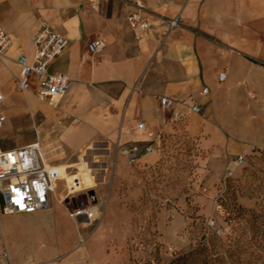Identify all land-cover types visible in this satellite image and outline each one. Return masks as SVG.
Listing matches in <instances>:
<instances>
[{
	"label": "crops",
	"instance_id": "obj_1",
	"mask_svg": "<svg viewBox=\"0 0 264 264\" xmlns=\"http://www.w3.org/2000/svg\"><path fill=\"white\" fill-rule=\"evenodd\" d=\"M139 1L152 12V24L141 36L129 22L132 6L124 0H99L97 8L90 0H0V20L13 34L12 45L0 55L4 100L3 78L15 75L18 87L19 54L23 51L33 59L34 33L43 18L69 38L50 69L68 71L70 87L55 104L46 99L37 107L28 103L26 114L40 119L47 139L39 134V139L24 143L38 140L44 153L55 148L56 156L69 159L96 143L114 145L116 152L119 137L125 144L157 146L165 130L183 121L162 122L159 95L168 94L194 96L200 102L201 111L184 120L204 144L221 154L264 147V0ZM177 14L182 25L169 30L165 19ZM97 37L106 44L92 51L89 42ZM221 71L226 72L224 79L219 77ZM205 85L210 88L207 94L201 92ZM32 90L37 94L36 85L23 91ZM141 120L146 122L143 132L136 127ZM40 123L36 122L37 129ZM126 126H132V132L120 135ZM22 145H0V149ZM109 155L101 152L96 159L107 161ZM157 155L154 150L140 160H154ZM120 158L127 156L118 151L116 164ZM55 164L61 165L64 176L71 165ZM109 167L104 163L102 184ZM77 174L71 175L77 178ZM92 188L100 198L98 188ZM59 201L68 219L52 218L51 203L35 211H0L1 264H110L112 251L103 241L102 229L106 219L121 218L110 215L108 204L90 231Z\"/></svg>",
	"mask_w": 264,
	"mask_h": 264
},
{
	"label": "rangeland",
	"instance_id": "obj_2",
	"mask_svg": "<svg viewBox=\"0 0 264 264\" xmlns=\"http://www.w3.org/2000/svg\"><path fill=\"white\" fill-rule=\"evenodd\" d=\"M15 79L13 74L3 78L7 97L0 102V110L6 115L0 127V145L4 147L39 139V134L47 139L40 119L33 113L26 114L29 102L37 107L44 104L43 100L33 90L19 89ZM187 122L183 120L163 132L154 160L130 163L120 158L116 164L114 145L108 147L106 143H96L71 159L64 154L56 156L55 148L45 153L52 162L71 164L52 192L51 217L68 219L59 198L71 209L88 204L86 188L64 198L66 178L78 173L85 187L98 188L102 200V214L86 224L88 230L101 221L108 204L110 215L121 218L104 220L102 238L112 251L110 264H172L176 256L202 242L209 255H214L215 248L222 249V240L235 233L232 219H243L237 216V204L256 207L264 199V147H252L239 162L237 154H221L204 144ZM101 152L109 153V160L96 159ZM106 162L110 167L107 182L102 184ZM253 167L256 176L248 174ZM217 263L212 257L207 264Z\"/></svg>",
	"mask_w": 264,
	"mask_h": 264
},
{
	"label": "built area",
	"instance_id": "obj_3",
	"mask_svg": "<svg viewBox=\"0 0 264 264\" xmlns=\"http://www.w3.org/2000/svg\"><path fill=\"white\" fill-rule=\"evenodd\" d=\"M132 7L128 18L137 35L141 36L152 24V12L139 0H124ZM91 6L97 8L99 0H90ZM169 30L182 25L180 14L168 16L165 19ZM13 43V34L9 32L0 20V55L5 54ZM35 54L32 60L28 59L25 52L19 54L21 74L18 88L31 89L37 86V95L55 103L68 90L71 84V76L68 71H53L50 69L52 62L63 53L69 44L67 35L55 28L47 19L43 18L34 33ZM106 42L100 38H94L89 42L92 51H99ZM226 76L225 71L219 74L220 79ZM209 86L205 85L201 92L207 94ZM5 95L0 89V102ZM159 110L163 123L180 122L188 115L199 113L201 104L194 96L186 98H174L168 94L159 95ZM5 115L0 110V127L4 125ZM136 127L143 132L146 122H137ZM132 126L121 127L120 135L124 131L131 133ZM157 146L152 142H133L125 144L119 137L116 145V153L120 151L127 156L130 163H137L142 156L156 150ZM246 153H239L237 160L244 161ZM61 165H57L47 159L42 150L40 141H32L19 147L0 149V211L18 212L35 211L49 207L51 193L55 189L58 179L64 178ZM67 180V193L64 198L72 193L86 188L87 205H77L71 209V215L81 224H92L102 214V200L91 192L92 187H85L81 177L70 176ZM214 224V221L211 220ZM81 235L80 241H85ZM7 264H13L8 262Z\"/></svg>",
	"mask_w": 264,
	"mask_h": 264
},
{
	"label": "trees",
	"instance_id": "obj_4",
	"mask_svg": "<svg viewBox=\"0 0 264 264\" xmlns=\"http://www.w3.org/2000/svg\"><path fill=\"white\" fill-rule=\"evenodd\" d=\"M261 152L264 155V150ZM256 172L253 167L248 174L256 176ZM236 208L237 216L243 219H232L235 222V233L229 235L227 240H222V249L215 248L214 255L210 256L208 247L202 242L176 256L172 264H207L212 257L217 264H264V199L256 207H246L238 203ZM205 238L206 236L203 237Z\"/></svg>",
	"mask_w": 264,
	"mask_h": 264
},
{
	"label": "water",
	"instance_id": "obj_5",
	"mask_svg": "<svg viewBox=\"0 0 264 264\" xmlns=\"http://www.w3.org/2000/svg\"><path fill=\"white\" fill-rule=\"evenodd\" d=\"M91 192L94 193V189H91Z\"/></svg>",
	"mask_w": 264,
	"mask_h": 264
},
{
	"label": "bare ground",
	"instance_id": "obj_6",
	"mask_svg": "<svg viewBox=\"0 0 264 264\" xmlns=\"http://www.w3.org/2000/svg\"><path fill=\"white\" fill-rule=\"evenodd\" d=\"M39 97V96H38ZM45 102V101H44Z\"/></svg>",
	"mask_w": 264,
	"mask_h": 264
}]
</instances>
